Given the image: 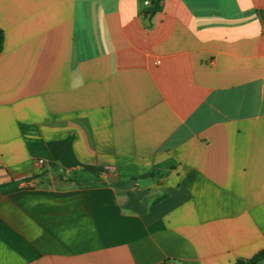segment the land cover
<instances>
[{
  "label": "crops",
  "instance_id": "1",
  "mask_svg": "<svg viewBox=\"0 0 264 264\" xmlns=\"http://www.w3.org/2000/svg\"><path fill=\"white\" fill-rule=\"evenodd\" d=\"M144 2L0 0V264L264 250V0Z\"/></svg>",
  "mask_w": 264,
  "mask_h": 264
},
{
  "label": "trees",
  "instance_id": "2",
  "mask_svg": "<svg viewBox=\"0 0 264 264\" xmlns=\"http://www.w3.org/2000/svg\"><path fill=\"white\" fill-rule=\"evenodd\" d=\"M162 0H155V4L157 7H159V4ZM3 44H4V35L3 33L0 31V49H2L3 47ZM149 176H154V174L152 172L148 173V174H145L143 176H140V177H132L131 179L132 180H138V179H141V178H145V177H149ZM67 181H76L78 183H85V182H88L90 180H75V179H70V180H67ZM92 181H95V182H103L105 183V181L103 179H100L99 176H96V178H94ZM1 188V186H0ZM262 260H264V250L261 251L260 253H258L257 255H255L252 259L248 260V261H243V260H239L236 264H258L259 262H261Z\"/></svg>",
  "mask_w": 264,
  "mask_h": 264
},
{
  "label": "built area",
  "instance_id": "3",
  "mask_svg": "<svg viewBox=\"0 0 264 264\" xmlns=\"http://www.w3.org/2000/svg\"><path fill=\"white\" fill-rule=\"evenodd\" d=\"M151 3H152V0H145V2H144V4L146 5V6H150L151 5ZM39 163H43V161L41 160ZM32 185H33V182H30Z\"/></svg>",
  "mask_w": 264,
  "mask_h": 264
},
{
  "label": "water",
  "instance_id": "4",
  "mask_svg": "<svg viewBox=\"0 0 264 264\" xmlns=\"http://www.w3.org/2000/svg\"><path fill=\"white\" fill-rule=\"evenodd\" d=\"M116 180H117V178H116ZM107 182H108V183H112L113 181L110 180V179H107Z\"/></svg>",
  "mask_w": 264,
  "mask_h": 264
}]
</instances>
